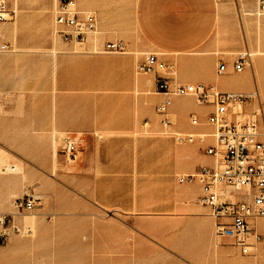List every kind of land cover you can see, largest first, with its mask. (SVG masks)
<instances>
[{
	"label": "crops",
	"instance_id": "crops-1",
	"mask_svg": "<svg viewBox=\"0 0 264 264\" xmlns=\"http://www.w3.org/2000/svg\"><path fill=\"white\" fill-rule=\"evenodd\" d=\"M52 1L19 0L17 24L0 23L5 36L7 31L17 30L19 46L0 35V46H13V50H0V88L19 90L29 99L35 133L63 131L76 140L75 159L62 154L64 162L81 179L80 187L88 183L90 196L100 207L131 217L193 215L205 224L210 242L228 237L218 234L216 228L227 219L214 218L210 208L200 202V185L178 181L179 175L211 162L203 145L179 142L174 134L164 131L141 137L134 134L139 115L157 118L153 110L163 100V94L155 91L157 66L151 73H137L144 54L156 53L158 62L170 68L193 63L195 73L188 76L195 82L221 90L248 88L218 84L212 62L209 73L197 72L205 56L224 47L226 40L222 39L229 35L217 0H79L81 8L98 15L104 32L99 48L107 41L119 40L130 50L112 54L93 51L92 41L83 52L64 51L74 44L54 37L53 13L52 35L42 36L40 42L21 40V33L35 28L36 20L29 15L32 7L43 6L48 11ZM176 98L171 113L178 110L182 115L195 112L201 118L206 116L208 107L184 105V100ZM203 109L207 111L200 113ZM188 123L170 127L181 132L204 129ZM258 231L264 233V228ZM255 252L262 253L260 249Z\"/></svg>",
	"mask_w": 264,
	"mask_h": 264
},
{
	"label": "rangeland",
	"instance_id": "rangeland-1",
	"mask_svg": "<svg viewBox=\"0 0 264 264\" xmlns=\"http://www.w3.org/2000/svg\"><path fill=\"white\" fill-rule=\"evenodd\" d=\"M0 2L10 11L5 22L17 24L19 0ZM217 2L223 15L224 31L229 35L222 39L226 40L224 47L214 49L213 54L205 56L197 72L203 75L209 73L207 68L212 62L216 78L219 62L233 65L239 52H249L251 64L244 71H228L222 76L230 83L233 74H245L243 85L248 88L235 90L256 88L259 91L263 110L261 128L264 129V54H259L264 52V15L255 13L257 0ZM57 3L58 0L55 3L53 0V7L48 11L43 6L32 7L29 15L36 20L35 28L21 33L24 35H20V39L25 43L34 38L40 42L42 36L47 38L52 35V13L54 16ZM16 31L15 28L7 31L8 36L0 31V35L4 34L5 40L16 45ZM102 32L100 30L99 35L95 34L91 40L93 51L99 48ZM217 34H220L219 30ZM85 49L72 45L63 50L83 52ZM256 64L260 65L258 69ZM166 70L177 82H195L188 76L195 73L193 63L181 68L174 64L173 68ZM218 84H221L219 80ZM155 91H158L157 88ZM177 99L184 100V105L201 106L190 96ZM153 111L157 116L155 119L148 114L139 115L134 132L137 137L158 135L164 131L162 116L157 113L156 106ZM206 111L203 109L200 113ZM190 113L182 115L178 110L169 111L175 127L188 123ZM31 118L30 102L23 93L0 88V177L17 178L15 183L0 182V216L13 217L16 223L33 228L31 234H9L0 244V264H262L263 252L245 255L229 236L210 242L205 234V224L193 215L131 217L100 207L90 196L88 183H83L85 188L80 187L81 179L75 177L64 162L60 152V137L64 132L35 133ZM8 167L16 170L2 174ZM242 196L241 192L235 194L238 199ZM28 197H38V204L33 210L19 211L17 201ZM253 224L257 229L264 228L261 220H254ZM246 258H251L252 262L249 263Z\"/></svg>",
	"mask_w": 264,
	"mask_h": 264
},
{
	"label": "built area",
	"instance_id": "built-area-1",
	"mask_svg": "<svg viewBox=\"0 0 264 264\" xmlns=\"http://www.w3.org/2000/svg\"><path fill=\"white\" fill-rule=\"evenodd\" d=\"M218 1V0H217ZM255 13L264 15V0H257ZM3 2H0V22L9 19ZM100 33L99 18L95 11L79 6L77 0H58L54 11L53 35L62 42L88 47L95 34ZM8 44H1L0 50H8ZM96 52L125 53L127 45L122 41H107ZM251 64L249 52H239L232 68L225 61L216 67L217 76L228 71H244ZM158 67L156 88L163 94V100L156 105L162 116L165 133H172L179 142H198L203 145L211 162L200 165L196 170L181 174V183L197 182L201 188L200 202L210 208L211 215L219 220L217 233L231 236L234 244L243 254H252L260 249L264 253V233L254 227V220L264 219V129L261 128L263 114L259 91L221 90L204 82H177L167 72L168 65L158 62L156 53L144 54L136 66L137 73L146 74ZM190 96L201 106L208 107L204 118L197 113L189 116L194 127L201 131H173L169 108L175 97ZM60 152L68 159H75L76 140L69 133L60 137ZM226 190L228 195L223 193ZM243 193L241 198L235 197ZM38 197L18 200L17 209L33 210ZM0 244L11 232L31 234L32 226L20 225L14 218L0 216Z\"/></svg>",
	"mask_w": 264,
	"mask_h": 264
},
{
	"label": "bare ground",
	"instance_id": "bare-ground-1",
	"mask_svg": "<svg viewBox=\"0 0 264 264\" xmlns=\"http://www.w3.org/2000/svg\"><path fill=\"white\" fill-rule=\"evenodd\" d=\"M103 34H104V32H103ZM97 35H99V33L97 34ZM102 36V35H101ZM93 39V38H92ZM91 39V40H92ZM96 41V40H95ZM68 44V43H67ZM76 46V48H84V46H80V45H75ZM75 48V47H74ZM258 53V52H257ZM228 54V53H227ZM259 54H264V52H261V53H259ZM261 64V63H260ZM256 67H257V69H258V67H260V65L258 66L257 64H256ZM227 76V75H226ZM244 76H245V74H244ZM244 76H243V74H239V75H234L233 74V78H232V80L230 81V83H229V81H228V79L227 78H224L223 76H220V77H217L216 76V81L218 82V80L221 82V84H223V85H234V86H238V87H240V86H244L243 84H245V78H244ZM232 77V76H231ZM217 85V84H216ZM237 87V88H238ZM246 88V87H245ZM232 89V88H231ZM239 89V88H238ZM242 89H243V87H242ZM229 90V89H228ZM234 90V89H233ZM56 154H57V152H56V150H55V153H54V157H56ZM57 159V158H56ZM55 162V161H54ZM16 170V168H14V167H11V168H7V170H4L3 172H1L2 174H5V173H8V172H10V171H15ZM18 170H20V169H18ZM11 173H13V172H11ZM19 173H22V172H19ZM23 175H24V173H23ZM17 178L15 177V176H1L0 177V182L2 183V184H9V183H15V182H17V180H16ZM223 193H225L226 195H228V193H227V191L226 190H224L223 191ZM36 216V215H35ZM35 220H37L36 219V217H35ZM34 220V221H35ZM36 222H38V221H36ZM26 244V243H25Z\"/></svg>",
	"mask_w": 264,
	"mask_h": 264
}]
</instances>
